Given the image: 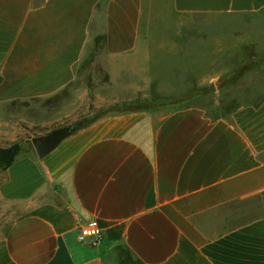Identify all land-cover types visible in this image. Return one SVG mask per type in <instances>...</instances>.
Segmentation results:
<instances>
[{
  "label": "crops",
  "instance_id": "1",
  "mask_svg": "<svg viewBox=\"0 0 264 264\" xmlns=\"http://www.w3.org/2000/svg\"><path fill=\"white\" fill-rule=\"evenodd\" d=\"M263 13L264 0H0V110L59 94L88 49L110 81L126 73L146 81L153 33L170 37L191 15ZM256 89L255 103L215 116L194 104L105 115L41 158L16 157L2 168L0 198L22 207L3 229L0 264H264V89ZM16 131L7 130L14 140L32 137ZM92 218L100 238L79 241V224Z\"/></svg>",
  "mask_w": 264,
  "mask_h": 264
},
{
  "label": "rangeland",
  "instance_id": "2",
  "mask_svg": "<svg viewBox=\"0 0 264 264\" xmlns=\"http://www.w3.org/2000/svg\"><path fill=\"white\" fill-rule=\"evenodd\" d=\"M181 24V30L170 33V37L162 32L152 34L151 39L155 41L148 49L150 60L142 74L146 81L140 78L141 74L132 73H126L124 79L110 81L102 59L96 57L97 53L94 56L93 48L88 49V55L79 66L78 77L59 94L46 99L13 101L0 110V120L6 119L11 127H0V146L20 141L9 136L7 130L17 133V129L18 136L30 138L61 125L125 109L123 102L135 98L162 96L159 94L163 89L175 88L177 92L171 96H178L195 86L205 87L201 95L181 105L203 106L213 116L260 99L256 88L264 89V66L261 64L264 62V13L241 19L191 15ZM162 39L167 40L164 46L155 47L154 44ZM245 47L252 49L257 67L249 65L248 72L236 80L224 78L217 90L213 79H223ZM3 175L0 166V179ZM21 207V202L0 198V238L4 227L19 214ZM126 257L125 251L123 258Z\"/></svg>",
  "mask_w": 264,
  "mask_h": 264
},
{
  "label": "trees",
  "instance_id": "3",
  "mask_svg": "<svg viewBox=\"0 0 264 264\" xmlns=\"http://www.w3.org/2000/svg\"><path fill=\"white\" fill-rule=\"evenodd\" d=\"M105 39V36H98L96 41L99 42ZM100 41V42H101ZM246 57L242 63H238L232 70H230L224 78H229L231 80H236L242 74L241 71L245 66L252 65V49L249 47L245 48ZM222 79V78H221ZM204 91H206L205 87L195 86L189 92L178 96H154L152 98H135L129 102H123V106H126L125 109H121L109 114H120L124 112L134 111V110H151L158 107H177L178 105L183 104L185 101L190 100L191 98H195L201 95ZM105 115H99L92 118H87L83 120L76 121L72 123L71 133L84 128L91 124L97 118H100ZM30 151H33L30 140L26 142L16 141L8 146L1 147L0 146V166L4 169L6 166L10 165L13 160L20 155H27ZM125 259V258H123Z\"/></svg>",
  "mask_w": 264,
  "mask_h": 264
},
{
  "label": "water",
  "instance_id": "4",
  "mask_svg": "<svg viewBox=\"0 0 264 264\" xmlns=\"http://www.w3.org/2000/svg\"><path fill=\"white\" fill-rule=\"evenodd\" d=\"M224 82L221 78H214L213 83L218 90ZM72 125L65 124L55 127L44 134L31 137L30 142L35 155L39 158L51 152L62 140L71 134Z\"/></svg>",
  "mask_w": 264,
  "mask_h": 264
},
{
  "label": "built area",
  "instance_id": "5",
  "mask_svg": "<svg viewBox=\"0 0 264 264\" xmlns=\"http://www.w3.org/2000/svg\"><path fill=\"white\" fill-rule=\"evenodd\" d=\"M101 236V227L95 218H92L84 223L79 224L77 238L81 242L88 239L97 241Z\"/></svg>",
  "mask_w": 264,
  "mask_h": 264
}]
</instances>
